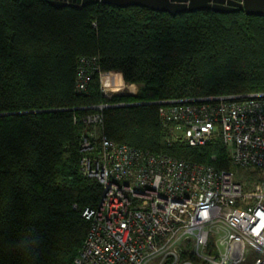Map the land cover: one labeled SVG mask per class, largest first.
Here are the masks:
<instances>
[{
  "label": "trees",
  "instance_id": "1",
  "mask_svg": "<svg viewBox=\"0 0 264 264\" xmlns=\"http://www.w3.org/2000/svg\"><path fill=\"white\" fill-rule=\"evenodd\" d=\"M82 58L94 64L77 92ZM111 70L133 90L106 96L100 81ZM256 91L264 15L0 0V264L71 263L89 225L81 211L101 191L79 171L89 106L125 103L102 110L101 131L115 143L231 169L249 191L260 169L232 163L219 137L170 140L155 101Z\"/></svg>",
  "mask_w": 264,
  "mask_h": 264
},
{
  "label": "built area",
  "instance_id": "2",
  "mask_svg": "<svg viewBox=\"0 0 264 264\" xmlns=\"http://www.w3.org/2000/svg\"><path fill=\"white\" fill-rule=\"evenodd\" d=\"M81 60L77 92L94 64ZM155 102L170 140L219 137L234 164L264 172V91ZM124 104L82 116L92 130L81 136L79 171L101 191L81 211L89 225L70 264H264V181L245 191L227 169L115 143L101 131L102 110Z\"/></svg>",
  "mask_w": 264,
  "mask_h": 264
},
{
  "label": "water",
  "instance_id": "3",
  "mask_svg": "<svg viewBox=\"0 0 264 264\" xmlns=\"http://www.w3.org/2000/svg\"><path fill=\"white\" fill-rule=\"evenodd\" d=\"M59 7L78 6L94 2L112 4L118 7L143 6L152 10L176 14L182 11L211 9L215 12H232L242 9L248 15H264V0H46Z\"/></svg>",
  "mask_w": 264,
  "mask_h": 264
},
{
  "label": "rangeland",
  "instance_id": "4",
  "mask_svg": "<svg viewBox=\"0 0 264 264\" xmlns=\"http://www.w3.org/2000/svg\"><path fill=\"white\" fill-rule=\"evenodd\" d=\"M111 71H114L112 78L111 79L105 78L103 81V88H105L107 90V92H109V94H116V93L119 94L120 92L125 91V87H126V89H127V87L130 88L129 92H130V90L131 91L133 90V86L131 84H126V82L123 81L122 78L119 76V74H120L119 71H116V70H111ZM105 72H110V71H105ZM102 73H104V72H101V74ZM101 74H100V79H101ZM126 85H128V86H126ZM226 149H227V155L229 157L230 148L228 146H226ZM225 169H228V168H225ZM228 170L230 172H232L231 169H228ZM259 173L261 174L262 177H264V173H262V172H259ZM232 174H233V172H232ZM233 176H234V174H233ZM261 181H264V180H261Z\"/></svg>",
  "mask_w": 264,
  "mask_h": 264
},
{
  "label": "bare ground",
  "instance_id": "5",
  "mask_svg": "<svg viewBox=\"0 0 264 264\" xmlns=\"http://www.w3.org/2000/svg\"><path fill=\"white\" fill-rule=\"evenodd\" d=\"M127 84V83H126ZM126 86H128V85H126ZM129 87H127V89H126V87H125V91H122V92H120V93H124V92H128L129 91ZM106 90V89H105Z\"/></svg>",
  "mask_w": 264,
  "mask_h": 264
},
{
  "label": "crops",
  "instance_id": "6",
  "mask_svg": "<svg viewBox=\"0 0 264 264\" xmlns=\"http://www.w3.org/2000/svg\"><path fill=\"white\" fill-rule=\"evenodd\" d=\"M119 74V73H118ZM119 76H120V74H119ZM136 86V89H137V85H135Z\"/></svg>",
  "mask_w": 264,
  "mask_h": 264
}]
</instances>
